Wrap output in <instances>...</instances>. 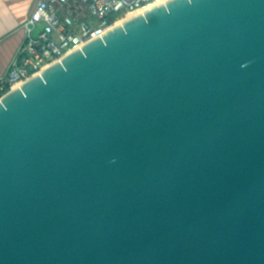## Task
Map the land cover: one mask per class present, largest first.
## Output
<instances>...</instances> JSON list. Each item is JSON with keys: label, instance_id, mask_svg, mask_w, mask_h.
Here are the masks:
<instances>
[{"label": "water", "instance_id": "obj_1", "mask_svg": "<svg viewBox=\"0 0 264 264\" xmlns=\"http://www.w3.org/2000/svg\"><path fill=\"white\" fill-rule=\"evenodd\" d=\"M0 264H264V0H168L0 99Z\"/></svg>", "mask_w": 264, "mask_h": 264}, {"label": "built area", "instance_id": "obj_2", "mask_svg": "<svg viewBox=\"0 0 264 264\" xmlns=\"http://www.w3.org/2000/svg\"><path fill=\"white\" fill-rule=\"evenodd\" d=\"M158 0H37L23 23L24 39L0 77V99L100 38L134 11Z\"/></svg>", "mask_w": 264, "mask_h": 264}, {"label": "crops", "instance_id": "obj_3", "mask_svg": "<svg viewBox=\"0 0 264 264\" xmlns=\"http://www.w3.org/2000/svg\"><path fill=\"white\" fill-rule=\"evenodd\" d=\"M37 0H0V77H2L24 39L23 23Z\"/></svg>", "mask_w": 264, "mask_h": 264}, {"label": "bare ground", "instance_id": "obj_4", "mask_svg": "<svg viewBox=\"0 0 264 264\" xmlns=\"http://www.w3.org/2000/svg\"><path fill=\"white\" fill-rule=\"evenodd\" d=\"M165 1H168V0H158V1L154 2L152 5H150V6L147 7V8H144V9H141V10H137V11H134V12H131V13L127 14V15L123 18V20H120L119 22L116 23L115 27L118 26L119 24L123 23V22L126 21L127 19L131 18L132 16H134V15H136V14L142 12V11H145V10H147V9L153 7V6H156V5H158V4L162 3V2H165ZM18 88H19V87L15 88V89H18Z\"/></svg>", "mask_w": 264, "mask_h": 264}]
</instances>
